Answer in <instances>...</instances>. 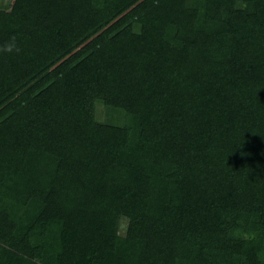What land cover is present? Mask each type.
I'll list each match as a JSON object with an SVG mask.
<instances>
[{"label": "trees", "instance_id": "obj_1", "mask_svg": "<svg viewBox=\"0 0 264 264\" xmlns=\"http://www.w3.org/2000/svg\"><path fill=\"white\" fill-rule=\"evenodd\" d=\"M12 36L0 264H264V0H0Z\"/></svg>", "mask_w": 264, "mask_h": 264}, {"label": "clouds", "instance_id": "obj_2", "mask_svg": "<svg viewBox=\"0 0 264 264\" xmlns=\"http://www.w3.org/2000/svg\"><path fill=\"white\" fill-rule=\"evenodd\" d=\"M21 51L15 36L10 37L6 43L0 45V53L19 54Z\"/></svg>", "mask_w": 264, "mask_h": 264}, {"label": "rangeland", "instance_id": "obj_3", "mask_svg": "<svg viewBox=\"0 0 264 264\" xmlns=\"http://www.w3.org/2000/svg\"><path fill=\"white\" fill-rule=\"evenodd\" d=\"M10 1H11V0H8V4L10 3ZM126 227H127L126 222L123 221V222L121 223V226H120V229H121L120 233H121V235H124V234H125V229H126Z\"/></svg>", "mask_w": 264, "mask_h": 264}]
</instances>
